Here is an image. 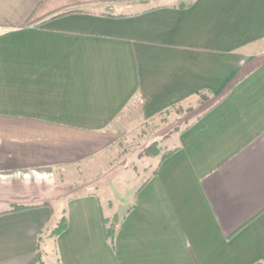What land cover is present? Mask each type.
Masks as SVG:
<instances>
[{
	"label": "crops",
	"instance_id": "0c3cea01",
	"mask_svg": "<svg viewBox=\"0 0 264 264\" xmlns=\"http://www.w3.org/2000/svg\"><path fill=\"white\" fill-rule=\"evenodd\" d=\"M35 258L264 264V0H0V264Z\"/></svg>",
	"mask_w": 264,
	"mask_h": 264
},
{
	"label": "rangeland",
	"instance_id": "374dc122",
	"mask_svg": "<svg viewBox=\"0 0 264 264\" xmlns=\"http://www.w3.org/2000/svg\"><path fill=\"white\" fill-rule=\"evenodd\" d=\"M204 100V96L199 95L197 98L194 97L181 104L174 105L157 117L153 123L155 126L152 125L150 130H142V132L145 133V136L136 133V136L133 139H130L127 143L126 151L129 158L126 157L125 165H127L128 168H131L134 165L138 166L139 162H144V160H146L148 166L145 168L144 172L139 174L140 177H143L147 171L152 169L156 158H142L145 155L152 154L156 149L159 152L164 151V149L170 144V141L167 142L168 145L166 144L167 136L165 135L167 134L169 137L171 133L178 132L184 127L197 113L199 105H201V102ZM138 159L142 160L139 161ZM38 259H35L33 264H42L40 260L38 262ZM45 264H55V261L52 258L51 260L46 259Z\"/></svg>",
	"mask_w": 264,
	"mask_h": 264
},
{
	"label": "trees",
	"instance_id": "16d2710c",
	"mask_svg": "<svg viewBox=\"0 0 264 264\" xmlns=\"http://www.w3.org/2000/svg\"><path fill=\"white\" fill-rule=\"evenodd\" d=\"M16 209H20L19 207L15 208ZM117 220H118V216L116 214H114L108 225H107V221L108 220H105L103 219L102 222H103V231H104V236L108 239H112L114 234H115V231H116V223H117ZM66 227V219L64 216H62L61 220L59 221V223L57 224V226L51 231V235H56L58 233H60L62 230H64ZM36 259V258H35ZM34 262V260L31 262V264Z\"/></svg>",
	"mask_w": 264,
	"mask_h": 264
}]
</instances>
